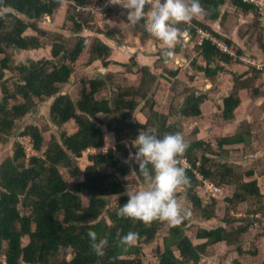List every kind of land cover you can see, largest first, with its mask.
<instances>
[{"label":"trees","instance_id":"obj_1","mask_svg":"<svg viewBox=\"0 0 264 264\" xmlns=\"http://www.w3.org/2000/svg\"><path fill=\"white\" fill-rule=\"evenodd\" d=\"M98 1L0 0V143L13 141L12 153L0 160V264H149L145 248L159 239L167 221L153 219L145 223L116 213L127 200L126 189L146 185L137 165L131 159L125 162L129 152L135 151L131 141L139 129H151L158 136L181 133L188 146L179 159L192 165L185 167L187 180L174 193L178 204L185 201L192 213L181 212L183 219L169 224L163 232L154 264H203V258L214 256L213 248L220 243L243 257L247 254L245 242L254 238L257 244L264 239V227H260L264 194L256 167L244 171L234 156L251 152L259 133L253 131V123L243 119L232 135L218 136L216 141L202 136L196 122L204 119L203 104L210 101V93L221 92L217 87L202 93L183 88L170 98L169 113L161 111L159 97L167 87L162 84L164 75L151 66H140L136 57L122 65L121 77L110 71L101 76H81L78 64L89 68L101 61L106 69L117 64L111 58L113 46L101 35L122 46L130 34L122 6L109 10L115 26L107 31L97 26L95 15L76 9V5ZM231 3L237 7L236 14H251L240 37L249 40L250 49L256 47L261 53L264 43L258 16L252 5L241 0H200L203 13L188 24L178 25L194 41L202 28L235 51V56L225 53L210 40L196 47L203 64L197 59L193 65L212 82L225 72L234 75L233 66L241 64L240 57L247 54L243 46L211 25L215 21L225 25ZM65 4V25L61 29L46 27V21ZM130 29L132 36L143 35L140 40L149 35L143 22ZM65 31L74 36L65 35ZM41 49L47 53L25 60L26 53ZM181 49L176 45L171 57L160 52L159 62H170ZM165 70L169 73L168 68ZM72 75H76L73 82ZM177 76L172 72L169 81L172 83ZM262 77L264 71L252 67L234 75V87L222 103L211 99L210 107L217 110L210 119L235 121L236 109L241 106L240 90L253 88ZM71 85H75V93L69 88ZM48 101L51 122L58 126L59 133L51 132L46 137L52 124L41 126L36 121H23L38 114L41 105ZM141 112L146 121L137 118ZM70 123L73 130L66 128ZM188 123L196 124L189 132L185 127ZM108 132L114 133L116 144L103 151ZM24 137L30 138L34 149L43 155L29 154L21 141ZM85 151L89 163L83 167L80 158ZM198 173L225 189L223 199L204 190ZM245 205V215L238 217ZM193 220L198 221L196 229H192ZM128 231L138 236L124 248L119 237ZM88 233L96 236L97 243L107 242L102 258L91 253ZM249 253L258 254L257 250ZM234 264L242 262L236 260Z\"/></svg>","mask_w":264,"mask_h":264},{"label":"clouds","instance_id":"obj_2","mask_svg":"<svg viewBox=\"0 0 264 264\" xmlns=\"http://www.w3.org/2000/svg\"><path fill=\"white\" fill-rule=\"evenodd\" d=\"M110 2L122 5L129 25L135 27L143 22L146 33L164 45L161 49L164 57H171L178 40L186 38V33L178 27L179 23L188 24L203 13L200 0H154L150 6L148 0ZM131 143L135 151L129 152L125 162L130 158L137 165L145 178L146 187L126 189L127 200L116 209L117 215L139 219L145 223L153 219L178 223L182 218L181 209L174 193L187 180L186 166L179 156L186 150L188 142L179 132H166L158 136L151 129H139ZM137 236L136 232L128 231L119 237V243L127 248ZM87 238L91 253L102 258L107 242L102 240L97 243L96 236L92 233H88Z\"/></svg>","mask_w":264,"mask_h":264},{"label":"rangeland","instance_id":"obj_3","mask_svg":"<svg viewBox=\"0 0 264 264\" xmlns=\"http://www.w3.org/2000/svg\"><path fill=\"white\" fill-rule=\"evenodd\" d=\"M232 4L233 3L229 4L228 12L230 11L229 14L233 16V15H235L237 13L236 12L237 11V7H235V8L232 7L231 10H230L229 8H230V6ZM121 6L122 5H120L119 7H121ZM66 8H67V4L63 5L62 8L57 10L55 16L53 18H49L46 21L47 23H45V26L46 27H51L52 29H55V28L61 29V27L63 25H65V23H66V20H65L66 19ZM242 14L239 13V15L238 14H236V15L237 16H242ZM248 16H251V14H249ZM107 18H109L111 20V24H108V26H106V27L100 28L99 25H100L101 18L96 15V24H97V26L100 29H103L104 31H107V29L113 28L115 26L113 20L111 19V17L107 16ZM240 25H237V28L239 29V32L244 31L247 28L244 25H241V26ZM230 31H231V28H230ZM236 31L238 33L237 29H236ZM84 32L85 31H83V33ZM65 33H66L65 35H67L69 37L74 36L73 35L74 33L70 32V31H65ZM226 33H227V35L229 37L231 36L230 32L228 30L226 31ZM89 35H91V34H89ZM101 36H106V35H101ZM106 37L109 38L108 36H106ZM107 38L102 37V39H107ZM240 38L242 40L244 39L243 37H240ZM116 46H118V44H116ZM247 48H248V51L247 50L246 51L248 53L249 52L251 53L250 46L248 47V45H247V46L244 47V49H247ZM131 50L132 49L128 50L126 48H124V49L123 48H119L118 55L119 54L122 55V56L131 55V58H132V56L134 54V51H131ZM45 53H47L46 49H41V50H39V52H28V53L25 54V60H27L29 58L37 59V58L41 57L42 54L44 55ZM249 54L247 56H245V57L241 56L240 59L244 60V58L248 57ZM253 54H254V52H252V55ZM113 58L117 59L119 61V57L115 58L113 56ZM136 58H137V56H136ZM130 59L126 62V64H129ZM115 61L116 60H114V62ZM111 66H112L111 68L106 69V68L103 67L101 61L91 65L89 68H84L83 64L82 65L78 64V73L81 76H85L87 73H93L95 76H101V75H106V72L110 71L111 74L113 72L114 73H118L119 74L118 77H121L122 75L120 73L122 71H124V68L121 67V66H117V65H115L117 67H115L114 65H111ZM244 69H245V67H241V65H234V67L232 68V72L235 73L234 75H237V74H239V72L244 71ZM234 75L231 74V73L226 75V78H227L226 81L229 84L231 82L232 86H228V84H225V83H224L223 86L221 85V88L223 90H225L227 93L223 92L222 90L219 93H213V92L210 93V96H211L210 97V101L207 100L206 103L203 104L204 119L201 120L200 122H196V123L201 126L202 136H205V138H208V139H212L213 141H216L215 138L218 137V136L234 134V131L236 130V128L238 127V125H239V123L241 121L247 120V121L253 123V131L256 134L259 133V138L257 140L254 139L253 147L251 149L252 151L249 152L248 154H246L243 157L235 155L234 158H236L238 161H240V163L243 165V167L245 169L244 171H248V170L252 169L253 166L256 167V169H255V171L257 170L256 171V177H258V183H259V185H260V187H261V189L263 191V194H264V78L262 77V78L258 79L255 82L256 84H255V86L253 88L241 89L240 90L239 96H240V99H241V106L236 109V117L240 119V122H238V120L236 122H232V121H228V122L212 121L210 119V117H209L210 114L215 111V109L217 110L216 107H213V108L210 107L211 99L216 98V99L219 100L218 101L219 104L222 103L223 98L226 95H228V93L234 87V84H235ZM75 76L76 75H72L70 81L73 82V80L75 79ZM134 78L135 77L132 76L131 79H134ZM202 83H203L202 80H200V82H197L196 83L197 86H194V89L195 88L198 89V87H200L202 85ZM69 88L74 93L76 92L75 85H71ZM183 88H185V86L182 85L180 82L175 84V87H171V88H169V83H167L166 89L162 90V92L160 94V97H159V100H160L159 109H161V111H163L165 113H169V109H170V105H171V102H169L170 98L173 97V95H175L177 92H182L184 90ZM202 88L203 87L199 88L201 90L198 89L197 91L202 93L204 91V88L203 89ZM206 89H207V87H206ZM50 103L51 102H49V101L46 102V103H43L41 105V107H40V110H39L38 114H36L35 116L29 115L23 121L24 123L29 122V121H36V122H39V124L41 126H44L45 124H48V123L52 124L53 127L51 129H49L47 132H45L46 137H49L51 132L59 133L58 126H56L55 124H53L51 122V116H50V112H49ZM194 125H196V124H194ZM194 125H189V123L186 124L185 125L186 130H188V132L191 131L193 129ZM63 128L64 127L60 128V130H62ZM66 128L69 129V130H73L74 129L73 126H72V123H70L69 127L67 126ZM106 140H107V143H106L105 147L102 149L103 151H106L108 146H114L116 144V138H115L114 133H111V132L106 133ZM12 145H13V141H12V143L9 142L7 144L0 143V160L2 158H4L5 156H7L8 154L12 153V148H11ZM39 153H40V155H43L42 151H40V150H39ZM87 154H88V152L85 151L84 155L80 158V162H81V165L83 167H85V165L89 163V160H87ZM183 164L186 167H188V168H192V165L187 160H184ZM198 177L199 178L203 177V175L201 173H198ZM254 177H255V175H254ZM248 180H250V179H248ZM144 187H146V185H143L142 187H131L130 190H135V189L144 188ZM223 193L225 194V189L223 190ZM223 193H221V194H223ZM221 194H219L220 196L218 198L221 197L219 200L223 199L222 198L223 195H221ZM112 205H115V201L112 202ZM179 206H180L181 212H183V213L188 212L190 214L192 213V209L190 208V205L187 204L185 201L184 202L182 201L179 204ZM244 208H245V210H244ZM246 210H247L246 205L242 206V211H241L240 214H238V217H241V216L245 215ZM219 213L222 216V212L219 211ZM182 219L183 218H181L180 220H182ZM166 223H167V226H166V228L164 229L163 232L167 231L168 228H169V224H171L168 221ZM196 223H198V221L193 220V225H195V227H192V229H196L197 228L196 227V225H197ZM260 227H262V228L264 227V219H263V226L261 225ZM163 232H162V235L159 237V239L155 243H153L152 245H150V246L145 248L146 260H147V262L149 264H154L155 262L153 260L157 261L155 259L156 249H157L159 244L163 243ZM190 235H192L193 237L195 236L194 230L190 231ZM249 238H253V236H250ZM26 241H27V239L24 240V243H26ZM254 242H255V240L253 238V239H250V242L247 241V242H245L243 244V247H244V249H245V251L247 253L243 257H240V255L237 254L235 252V250H233V248H232V250H231V248L227 249V250H224L222 253H220V255L224 256L226 254L225 260H227L229 258L232 259L230 261V264H233L238 259L242 260V264H261V260H263V258H264V239L262 238L260 240V242L258 241L257 244H254ZM251 244H254V245H251ZM217 250H218V248H217ZM217 250L215 251L214 248H213V252L215 253L214 255L219 253V251H217ZM253 250H257L258 254L256 256L255 255L252 256L249 253V252H251ZM214 257H216V256H214ZM1 260L4 261V257H2ZM203 260L205 261V264H213V262H212L213 259L211 257L210 258H206L205 257V258H203Z\"/></svg>","mask_w":264,"mask_h":264},{"label":"crops","instance_id":"obj_4","mask_svg":"<svg viewBox=\"0 0 264 264\" xmlns=\"http://www.w3.org/2000/svg\"><path fill=\"white\" fill-rule=\"evenodd\" d=\"M153 2H154V0H148V3H153ZM249 19H251V17L248 18L247 14H242V16H237L235 14L233 16L230 15L228 17L224 26H222L219 21L212 22L211 25L214 28H216V30L218 32H220L223 35H226L228 38L233 39L239 45L245 47L248 44V47H249L250 46V43H248L249 40L248 41L246 39L242 40L240 38L239 29L237 28V25H240V24L247 27L248 23H249ZM129 26L131 27V25H129ZM125 27H126V25H125ZM130 27L129 28L126 27L127 31L130 34H129V37H127V39H126V43H124L122 46H116V42L111 40L109 36H108L109 38H107L106 36H103L104 38H107V39H104V41H106L108 44L113 46V52H112L111 58H112L113 62H114V60H116L115 62L118 65L117 64H115V65L123 67L122 65L126 64V62L131 58V55H127V56H122L120 54L118 55L119 48H123V49L126 48L128 50L132 49L131 51H134V54L132 57L137 56L136 59H137L138 63L140 64V66H151L159 74L164 75V77L162 78V84L167 85V83H169V88L174 87L175 84H177L178 82H180L182 85H184L185 88H192V87L194 88V86H197L196 83L200 82V80H202L203 83L200 87H198V89L203 87L204 88L203 92L209 91L215 87L221 89L223 92H226L225 90H223L221 88V85L223 86L225 83V84H228V86H232L231 82L229 84L226 81L227 80L226 75H228L229 73L228 74L226 72L222 73L218 77L217 81L212 82L210 79H208L205 76V74L203 72L198 71L194 67L193 62L197 59H199L201 64H203V59L199 58L200 53L196 49V47L199 45L198 42L200 40L199 33H198V35H199L198 39L196 41H194L192 39L191 35L187 32L186 38H183L182 40L179 39L178 42L176 43V45L182 46V49L180 50V52L175 54V57L170 62L163 63V61L159 62V53L161 52V49L164 47L162 42L158 41L155 37H153L151 35H145L144 38H146V40H140L139 38L143 35H141V33H139V34H135L134 36H132ZM230 28H231V31H230ZM236 29L238 30L239 34L237 33ZM227 30L230 32V35H231L230 37L226 33ZM213 36H215V35H213ZM216 38H218V37H216ZM245 50L248 51V48ZM247 51H246V53H247L246 55H248L250 53V52L248 53ZM252 52H254L255 54H260V52H257L256 47H251V53L249 54L250 56H253ZM113 56L115 58L119 57V61L117 59H114ZM239 65H241V67H243L242 64H239ZM117 66H115V67H117ZM111 67L112 66H110V68ZM167 68L169 69V73L165 70ZM172 72H176L178 74V76L171 83L169 81V79L173 78ZM192 77H194V78L191 79ZM206 87H207V89H206ZM198 89L195 88V90H198ZM199 90H201V89H199ZM137 118L140 121H146V116L142 112L138 114ZM237 120H238V122H240V119L237 117H236V120L232 121V122H236ZM217 248H218V250H217ZM227 249H230V248L227 247V245L224 243H220V244H217L216 246H214V250L219 251V253L214 255L216 257H214V256L211 257L213 259L212 260L213 264H230V261L232 259L229 258V259L225 260L226 254L224 256L220 255V253H222L224 250H227ZM231 250H232V248H231ZM207 258H210V257H207ZM238 260L242 262V260H240V259H238ZM203 264H205L204 260H203Z\"/></svg>","mask_w":264,"mask_h":264},{"label":"built area","instance_id":"obj_5","mask_svg":"<svg viewBox=\"0 0 264 264\" xmlns=\"http://www.w3.org/2000/svg\"><path fill=\"white\" fill-rule=\"evenodd\" d=\"M245 3H248L254 7L255 13L258 16L259 25L260 28H262V34H263V43H264V0H241ZM113 6H120V4L111 3L110 0H99L96 4H90V5H76L77 11L84 12L87 14H93L97 15L101 18L100 21V28L108 26V24H111V20L107 18L109 10ZM235 8L236 6L232 4L230 6L231 8ZM198 33L200 35V40L198 44L202 45L204 40H210L218 49L225 53H229L233 56H235V51L232 50L223 40L216 38L213 36L209 31H205L201 28L198 29ZM247 55H243L242 57H245ZM241 58V57H240ZM241 64L245 69H248L250 67L256 68L259 71H264V50L257 56H248L246 58L240 59ZM22 143H25L26 150L29 154H38L40 155L39 151L34 149L33 143L31 139L29 138H22ZM200 179L204 182V190L206 192H209L213 195V197H219L221 193H223V190L213 183L205 180L203 177H200ZM222 195V194H221Z\"/></svg>","mask_w":264,"mask_h":264}]
</instances>
